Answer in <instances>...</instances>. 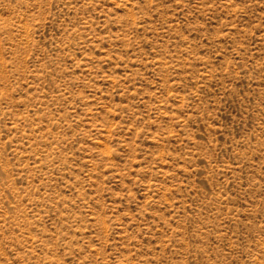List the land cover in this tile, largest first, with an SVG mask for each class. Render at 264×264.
Returning a JSON list of instances; mask_svg holds the SVG:
<instances>
[{"label":"rangeland","instance_id":"374dc122","mask_svg":"<svg viewBox=\"0 0 264 264\" xmlns=\"http://www.w3.org/2000/svg\"><path fill=\"white\" fill-rule=\"evenodd\" d=\"M0 264H264V0H0Z\"/></svg>","mask_w":264,"mask_h":264}]
</instances>
